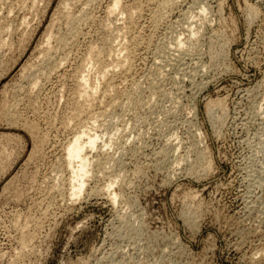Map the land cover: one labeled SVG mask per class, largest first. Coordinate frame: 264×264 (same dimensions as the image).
Returning a JSON list of instances; mask_svg holds the SVG:
<instances>
[{
  "label": "rangeland",
  "instance_id": "rangeland-1",
  "mask_svg": "<svg viewBox=\"0 0 264 264\" xmlns=\"http://www.w3.org/2000/svg\"><path fill=\"white\" fill-rule=\"evenodd\" d=\"M64 1L0 0V264H264V0H176L159 20L161 0L111 15L112 0ZM99 64L117 68L102 80ZM84 71L102 80L91 107L76 101ZM90 118L87 155L111 163L77 199L64 147Z\"/></svg>",
  "mask_w": 264,
  "mask_h": 264
},
{
  "label": "bare ground",
  "instance_id": "bare-ground-1",
  "mask_svg": "<svg viewBox=\"0 0 264 264\" xmlns=\"http://www.w3.org/2000/svg\"><path fill=\"white\" fill-rule=\"evenodd\" d=\"M6 1V0H5ZM12 1V0H11ZM33 1V0H32ZM36 1V0H35ZM70 1V0H69ZM89 2H90V0H88ZM113 2H111L112 4H110V6H109V9H107V11L109 12V14H107V15H111L110 13H116V11L119 9H121V7H119V4H120V0H112ZM160 1V0H159ZM175 1L176 0H161L159 3H157L158 4V10H155L156 11V13H154L155 14V16H154V18H155V20H159L160 18H162V15H163V9L164 8H167V7H172V4H174L175 3ZM61 2V1H60ZM67 1L65 0L64 1V3H63V6H64V8L63 9H61V10H65V8L67 9V6H68V4L66 3ZM72 2V1H71ZM88 2V3H89ZM157 2V1H156ZM177 2V1H176ZM86 3H87V1H86ZM87 3V4H88ZM155 3V2H154ZM5 5V4H4ZM13 5V4H12ZM31 5H32V2H31ZM57 5H60V4H57ZM201 5H204V4H201ZM60 6H62V5H60ZM120 6H121V4H120ZM141 6V5H140ZM154 6V5H153ZM157 6V5H156ZM155 7V6H154ZM176 7V6H175ZM192 7V6H191ZM48 8V7H47ZM108 8V7H107ZM137 8V7H136ZM139 8V7H138ZM155 8H157V7H155ZM204 8H206V7H204ZM11 9V8H10ZM68 9H70V8H68ZM67 9V10H68ZM127 9V8H126ZM130 9H131V6H130ZM130 9H129V11H130ZM154 9V8H153ZM188 9V8H187ZM202 9V8H201ZM200 9V10H201ZM67 10H65V12L67 11ZM128 10V9H127ZM131 10H133V9H131ZM138 10H140V12H141V9H138ZM152 10V9H151ZM178 10V9H177ZM80 11V10H79ZM123 11V10H122ZM121 10H120V12H122ZM166 11V10H165ZM164 11V12H165ZM169 11V10H168ZM107 12V13H108ZM139 12V11H138ZM153 12H154V10H153ZM167 12V11H166ZM68 13V12H67ZM78 13V12H77ZM86 13V12H85ZM126 13H129L128 11L126 12ZM147 13V12H146ZM151 13H152V11H151ZM169 13V12H168ZM205 13V12H204ZM55 14V13H54ZM65 14V13H64ZM82 14V13H81ZM90 14V13H89ZM88 14V15H89ZM122 14H124L123 12H122ZM121 14V15H122ZM154 14H152V16L154 15ZM167 13H164V15H166ZM188 14V13H187ZM200 14V13H199ZM53 15V14H52ZM75 15V16H74ZM73 16L74 17H76V14H74ZM79 15V14H78ZM112 15H114V14H112ZM127 15V14H126ZM130 15V14H129ZM151 15V14H150ZM191 15V14H190ZM65 16H67V14L65 15ZM72 16V17H73ZM86 16V15H85ZM84 16V17H85ZM90 16V15H89ZM89 16H86L87 18H86V20L88 19V17ZM197 16V15H196ZM69 16H67V18H68ZM129 17V16H128ZM59 18V17H58ZM77 18H79V17H77ZM81 18V17H80ZM90 18V17H89ZM110 18V17H109ZM132 18H133V16H132ZM143 18V17H142ZM183 18V17H182ZM191 18V17H190ZM53 19V18H52ZM73 19H75V18H73ZM128 19H130L131 20V17H129ZM153 19V18H152ZM23 20V19H22ZM21 20V21H22ZM67 19L65 18V21H66ZM75 20H77V19H75ZM84 20V19H83ZM85 20V21H86ZM123 20V19H122ZM129 20V21H130ZM154 20V19H153ZM177 20V19H176ZM201 20V19H200ZM20 21V23H22ZM26 21V20H25ZM71 21V20H70ZM73 21V20H72ZM71 21V23H73ZM79 21V20H78ZM77 21V22H78ZM81 21V20H80ZM80 21H79V23H80ZM85 21H82V22H84V23H86ZM179 21V20H178ZM184 21V20H183ZM195 21V20H194ZM204 21V20H203ZM24 22V21H23ZM54 22V21H53ZM128 22V21H127ZM131 22V21H130ZM153 23L154 22H156V23H158V21H152ZM52 23V22H51ZM70 23V24H71ZM111 23V22H110ZM195 23V22H194ZM57 24V23H56ZM70 24H69V26H70ZM83 24V23H82ZM123 24V23H122ZM132 24H134V23H132ZM155 24V23H154ZM2 25V24H1ZM10 25V24H9ZM25 25V24H24ZM66 25H67V23H66ZM111 25V24H110ZM124 25V24H123ZM126 25V24H125ZM198 25H202V24H198ZM203 25H205V24H203ZM202 25V26H203ZM57 26H60V24H58ZM56 26V27H57ZM79 26V25H78ZM120 26V25H119ZM157 26V25H156ZM2 27V26H1ZM27 27V26H26ZM52 27V26H51ZM51 27H50V29H51ZM55 27V28H56ZM66 27V26H65ZM82 27V26H81ZM106 27V26H105ZM108 27V26H107ZM124 27V26H123ZM127 27H128V25H127ZM155 27V26H154ZM173 27V26H172ZM191 27V26H190ZM5 28V27H4ZM67 28H68V26H67ZM70 28V27H69ZM73 28H75L74 26H73ZM77 28V27H76ZM126 28V27H125ZM130 28V27H129ZM150 28V27H149ZM193 28H195V27H193ZM197 28V27H196ZM8 29H9V26H8ZM19 29V28H18ZM59 29V28H58ZM57 29V30H58ZM126 29H128V28H126ZM154 29H156V27L154 28ZM154 29H152V30H154ZM190 29V28H189ZM200 29V28H199ZM199 29H196L195 31L197 32V34H198V31L197 30H199ZM7 30V29H6ZM70 30H71V28H70ZM73 30V29H72ZM71 30V31H72ZM107 30V29H106ZM125 30V29H124ZM135 30V29H134ZM194 29H192V30H190V31H193ZM50 31V30H49ZM49 31H48V33H49ZM59 31V30H58ZM66 31V30H65ZM67 31H69V30H67ZM77 31V30H76ZM75 31V32H76ZM118 31V30H117ZM126 31V30H125ZM129 31V30H128ZM186 31H188V30H186ZM8 32V31H7ZM25 32H26V30H25ZM119 32V31H118ZM118 32H116V36L118 37ZM194 32V31H193ZM190 32V34L192 33L193 35H195L196 34V32ZM69 33V32H68ZM0 34H1V32H0ZM24 34V33H23ZM77 34H78V32H77ZM112 34V33H111ZM138 34V33H137ZM136 34V35H137ZM190 34H188L189 35V37L190 36H192V35H190ZM196 34V35H197ZM127 35V34H126ZM126 35H124L125 37H126ZM33 36V35H32ZM53 36V35H52ZM69 36H70V34H69ZM74 36V35H73ZM115 36V37H116ZM46 38L47 37H49V39H47V41L45 40V38H44V41L45 42H48V40H50V35H47V36H45ZM59 37V36H58ZM61 37V36H60ZM72 37V36H71ZM71 37H69V38H71ZM120 37V36H119ZM128 37V36H127ZM135 37V36H134ZM141 37V36H140ZM13 38V37H12ZM31 38H33V37H31ZM107 38H109L108 36H107ZM124 38V37H123ZM128 38H130V37H128ZM179 38V37H178ZM188 38V37H187ZM193 38V37H192ZM4 39L6 40V37H4ZM72 39V38H71ZM131 39H132V37H131ZM143 39V38H142ZM190 39V38H189ZM20 40V39H19ZM67 40V38H65V36L64 37H61L58 41H56L57 43H59V45H65V41ZM107 40V39H106ZM116 40V39H115ZM124 40V42H128V43H130L129 41H130V39L129 40H125V38L123 39ZM178 41H180L179 39H177ZM191 40V39H190ZM1 41H2V39H1ZM13 41V40H12ZM29 41V40H28ZM114 41V40H113ZM119 41V40H118ZM121 41V40H120ZM138 41H139V39H138ZM144 41V40H143ZM178 41H176V42H178ZM187 42H188V40H186ZM2 42H4V41H2ZM45 42H44V44H45ZM111 42V41H110ZM149 42V41H148ZM147 42V43H148ZM166 42V41H165ZM182 42V41H181ZM181 42H179V44L181 43ZM119 43V42H118ZM118 43H117V46H118ZM128 43H124V44H128ZM185 43V42H184ZM46 44H48V43H46ZM50 44V43H49ZM67 44V43H66ZM103 44V43H102ZM111 44H113L112 42H111ZM120 44V43H119ZM123 44V46H125ZM140 44V43H139ZM170 44H172V43H170ZM176 44H178V43H176ZM182 44V43H181ZM193 44V43H192ZM69 45V44H68ZM138 45V44H137ZM156 45V44H155ZM174 45V44H173ZM1 46V45H0ZM3 46V45H2ZM42 46V45H41ZM54 46V45H53ZM66 46V45H65ZM91 46V45H90ZM117 46H115V48L117 47ZM130 46V45H129ZM171 46V45H170ZM188 46H190V45H188ZM56 48H58V45L57 46H55ZM59 47H61V46H59ZM113 47V46H112ZM174 47V46H173ZM178 47H179V45H178ZM178 47L175 45V48H177L178 49ZM181 47V46H180ZM3 48V47H2ZM56 48H53L52 49V51L54 50V49H56ZM66 48V47H65ZM110 48V47H109ZM108 47H107V50L109 49ZM114 48V47H113ZM119 48V47H118ZM126 48V47H125ZM124 47H123V49H125ZM128 48V47H127ZM127 48H126V50H127ZM132 48V47H131ZM157 48V47H156ZM59 49V48H58ZM95 49V48H94ZM117 49V48H116ZM129 49V48H128ZM161 49V48H160ZM45 50V49H44ZM43 50V51H44ZM50 47H48V48H46V52L44 51V53H46L45 55H49V53H50ZM62 50V49H61ZM69 50V49H68ZM93 50V49H92ZM98 50V49H97ZM119 50V49H118ZM118 50H116V53L117 52H119ZM159 50V49H158ZM181 50V49H180ZM193 50V49H192ZM60 51V50H59ZM110 51H112V49L110 50L109 49V52ZM129 51V50H128ZM178 51H179V49H178ZM184 51V50H183ZM40 52V51H39ZM42 52V51H41ZM55 52V51H54ZM63 52V51H62ZM92 52V51H91ZM95 52V51H94ZM94 52L93 53H91V55H92V57L94 56ZM97 53H101L100 51L98 52V51H96ZM106 52V51H105ZM121 52H123V56H124V53L126 52L127 53V51H125L124 52V50L122 51L121 50ZM23 53V52H22ZM56 53V52H55ZM70 53V52H69ZM116 53H114V57H116L115 56V54ZM130 53V52H129ZM158 53V52H157ZM156 53V54H157ZM188 53V52H187ZM30 54V53H29ZM41 54V53H40ZM39 54V55H40ZM96 54V53H95ZM120 52H119V58L118 59H120L121 57H120ZM133 54V53H132ZM175 54V53H174ZM184 54H186V53H184ZM107 55H109V54H107ZM200 55V54H199ZM50 56V55H49ZM49 56H48V58H49ZM51 56H53V55H51ZM57 56H58V54H57ZM87 56L88 55H86L85 56V58H87ZM100 56V55H99ZM110 56V55H109ZM108 56V57H109ZM126 56H128V55H126ZM53 57H55V56H53ZM63 57V56H62ZM91 57V58H92ZM100 57H102V56H100ZM107 57V58H108ZM113 57V58H114ZM180 57V56H179ZM97 59L98 58V54H96L95 56H94V59ZM184 58V57H183ZM58 59V58H57ZM99 59V58H98ZM102 59H104V58H102ZM115 60H116V58H114ZM123 59V58H122ZM131 61H132V58H129ZM153 59V58H152ZM164 59V58H163ZM166 59V58H165ZM200 59V58H199ZM45 61H46V59H44ZM48 60V59H47ZM55 60V59H54ZM100 60H101V58H100ZM105 60V59H104ZM53 61V60H52ZM56 61V60H55ZM90 61H91V59H90ZM93 61V60H92ZM117 61H119V63H116ZM117 61H115V63H116V65L115 66H119V67H122V68H125L126 67V63L128 62V57H124V59L123 60H117ZM131 61L130 62H128V63H131ZM60 62V61H59ZM62 62V61H61ZM81 62L82 63H85L86 64V62L84 61V59L83 60H81ZM93 62H96L95 60L93 61ZM98 62V61H97ZM97 62L95 63L97 66H98V64H97ZM26 63V62H25ZM29 63V62H28ZM53 63V62H52ZM51 63V64H52ZM90 63V62H89ZM127 63V64H128ZM31 64H34V63H31ZM30 63L28 64L29 66L31 65ZM91 64V63H90ZM93 64V63H92ZM118 64V65H117ZM26 65H27V63H26ZM36 65V64H35ZM34 65V66H35ZM43 65V64H42ZM60 65V64H59ZM82 65V64H81ZM86 65H88V64H86ZM100 66V69H99V71H96V73L100 76V77H105V76H107L110 72H112L113 71V68H115V67H113L112 69H110L111 67H109V68H107V66H103V67H101L102 65L101 64H99ZM113 65V64H112ZM129 65L130 64H128V66L127 67H129ZM185 65V64H184ZM34 66H33V68H34ZM41 66V65H40ZM46 66V65H45ZM61 66V65H60ZM83 67L85 66V65H82ZM132 66V65H131ZM163 66V65H162ZM171 66V65H170ZM31 67H32V65H31ZM31 67H29V68H31ZM36 67V66H35ZM116 67V68H117ZM28 68V66H24L23 65V67H22V71H25L26 69ZM28 68V69H29ZM32 68V69H33ZM58 68V67H57ZM115 68V69H116ZM131 68V67H130ZM130 68L128 69V71L130 70ZM21 69V68H20ZM27 69V70H28ZM62 69V68H61ZM127 69V68H126ZM125 69V70H126ZM195 69V68H194ZM34 70V69H33ZM43 70V69H42ZM98 70V69H97ZM119 70V69H118ZM183 70V69H182ZM53 71V70H52ZM131 71V70H130ZM21 72V71H20ZM89 72V71H88ZM126 72H127V70H126ZM204 72V71H203ZM22 73V72H21ZM46 73V72H45ZM79 73H81V72H79ZM128 73V72H127ZM191 73V72H190ZM18 74H19V72H18ZM28 74V73H27ZM59 74V73H58ZM122 74V73H121ZM184 74V73H183ZM185 74H186V72H185ZM193 74V73H192ZM201 74V73H200ZM78 75V74H77ZM129 75V74H128ZM187 75V74H186ZM190 75V74H189ZM24 76H26V75H24ZM62 76V75H61ZM96 76V75H95ZM98 76V77H99ZM125 76H126V74H125ZM125 76H124V78H125ZM183 76V75H182ZM192 76V75H191ZM191 76H190V78H191ZM194 76V75H193ZM200 76V75H199ZM27 77V76H26ZM97 76H96V78H98ZM112 77V76H111ZM128 77V76H127ZM157 77V76H156ZM39 78V77H38ZM77 78V84L76 85H78V88L79 89H76L75 91L77 92L76 94H77V96H78V98H76L77 100L76 101H78V99H82V101H83V103L85 102L86 104H89V106L91 105L90 104V100L92 99V101H94L95 99L93 98V97H95L94 95L96 94L97 95V90H98V80L99 79H101V78H99V79H97V82H95L94 84H90L89 83V75L86 73L85 74V71H84V73H82V74H79V77H76ZM114 78V77H113ZM19 79H21V78H19ZM26 79V78H25ZM40 79V78H39ZM39 79L37 80V79H35V80H37V81H39ZM155 79V78H154ZM102 80H104V78L102 79ZM102 80H99V81H102ZM121 80H123V79H121ZM126 80V79H125ZM134 81V80H133ZM203 81V80H202ZM29 81H27V83H28ZM97 83V84H96ZM154 82L152 81V84H153ZM156 83V82H155ZM193 83V82H192ZM24 84V83H23ZM30 84H31V82H30ZM109 84V83H108ZM125 84V83H124ZM136 84V83H135ZM17 85V84H16ZM32 85V84H31ZM33 85H37V83H36V81H35V83L33 84ZM100 85V84H99ZM120 85V84H119ZM138 85V84H137ZM153 85H155V86H157L156 84H153ZM153 85H150L149 84V86L151 87V86H153ZM178 85V84H177ZM194 85V84H193ZM107 86V85H106ZM109 86V85H108ZM113 86H114V84H113ZM140 86V85H139ZM138 86V87H139ZM31 87V86H30ZM33 87V86H32ZM131 87V86H130ZM23 88V87H22ZM33 88H35V87H33ZM104 88V87H103ZM109 88V87H108ZM113 89V87H110V89ZM140 88V87H139ZM141 88H144V87H141ZM140 88V89H141ZM153 88V87H152ZM152 88H150V89H152ZM101 89V88H100ZM132 89V88H131ZM138 89V88H137ZM139 89V90H140ZM145 89H148V88H145ZM156 89V88H155ZM161 89V88H160ZM2 90V89H1ZM22 90V89H21ZM33 90V89H32ZM78 90V91H77ZM107 90V89H106ZM154 90V89H153ZM110 91V90H109ZM112 91V90H111ZM110 91V92H111ZM125 91V90H124ZM138 91V90H137ZM136 91V89H135V92L136 93H138ZM150 91V90H149ZM157 91V90H156ZM156 91H154V92H156ZM105 92V91H104ZM128 92V91H127ZM129 92H130V90H129ZM134 92V91H133ZM152 92V91H151ZM154 92H153V94H154ZM157 92H160L159 90L157 91ZM1 93H2V91H1ZM33 93V92H32ZM106 93H108V92H106ZM124 93V92H123ZM126 93V92H125ZM150 93V92H149ZM17 94V93H16ZM75 94V93H74ZM103 94V93H102ZM127 94H129V93H127ZM126 94V95H127ZM152 94V93H151ZM73 95V94H72ZM104 95V94H103ZM123 95H125V94H123ZM125 95V96H126ZM132 95V93L130 94V96ZM141 95V94H140ZM16 96V95H15ZM29 96V95H28ZM74 96V95H73ZM110 96V95H109ZM130 96H127V97H130ZM137 96H139L138 94H137ZM136 96V98H139L140 99V97H137ZM143 96V95H142ZM154 96V95H153ZM155 96H156V94H155ZM13 97V96H12ZM76 97V96H75ZM159 97H160V94H159ZM16 98V97H15ZM73 98V97H72ZM101 98V97H100ZM17 99V98H16ZM15 99V100H16ZM104 99V98H103ZM129 99V98H128ZM133 100H134V98H132ZM131 99V100H132ZM138 99V100H139ZM130 100V99H129ZM137 100V99H136ZM135 100V101H136ZM137 100V101H138ZM142 100V99H141ZM177 100V99H176ZM12 101V100H11ZM10 101V102H11ZM17 101V100H16ZM16 101L15 102H13V103H16ZM125 101V100H124ZM127 101V100H126ZM125 101V102H126ZM136 101V102H137ZM153 101H155V100H153ZM157 101V100H156ZM124 102V103H125ZM129 103H130V101H128ZM136 102H134V103H136ZM140 103H142V101H139ZM211 102V101H210ZM210 102H208V106H209V103ZM114 103V102H113ZM132 103V102H131ZM154 103V102H153ZM218 103V101H216L215 102V104H214V101L212 102V103H210L211 105H215V106H217L218 107V105H216ZM19 104V103H18ZM77 104V103H76ZM80 104V103H79ZM79 104L77 105V106H79ZM133 104V103H132ZM131 104V105H132ZM14 105V104H13ZM81 105H82V103H81ZM139 105V104H138ZM206 105H207V103H206ZM211 105H210V108L209 107H207L208 108V110L210 109V110H212L211 109ZM76 106V105H75ZM83 106V105H82ZM86 106V105H85ZM92 106V105H91ZM90 106V107H91ZM127 106V105H126ZM139 106H141V105H139ZM139 106H137V107H139ZM6 107V106H5ZM4 107V108H5ZM84 107V106H83ZM83 107H82V109H83ZM134 107H136V106H134ZM79 109H80V107H78ZM89 108V107H88ZM133 108V107H132ZM139 108H141V107H139ZM216 108V107H215ZM86 109V108H85ZM96 109V108H95ZM134 109V108H133ZM136 109V108H135ZM207 110V111H208ZM210 110L208 111V112H210ZM82 111V110H81ZM80 111V112H81ZM83 111H85V110H83ZM82 111V112H83ZM74 112L75 111H73V114H74ZM128 112V111H127ZM135 112V111H134ZM75 115H76V113H75ZM75 115H73V116H75ZM18 116V115H17ZM141 116V115H140ZM19 117V116H18ZM77 117V116H76ZM78 117H80V115L78 116ZM142 117V116H141ZM87 118V117H86ZM17 119V118H16ZM79 119V118H78ZM88 119V118H87ZM86 119V120H87ZM90 119H92L93 121H91L90 120V126L87 124V126H81L80 128H78L75 132H74V134H73V136H72V138L68 141V143L66 144V147H64L65 148V150H64V152H65V161H64V163L66 162V168H68V170L70 171V176H68L67 178H69L68 180H67V182H69L68 183V187H69V189H68V187H67V189H68V193H69V190H70V196H72L73 198L75 197V198H77L78 199V197H80V195L82 194V192H83V190H84V188H85V186H86V181H87V179H88V177L90 176V174H91V171H92V165H95L96 167H97V169L99 170V172L101 173L102 171L101 170H105V167L107 166V165H109V163H111V162H109V161H111V160H109L108 162L109 163H107V162H105V159H104V163L103 162H101V160L100 159H98V160H95V162H94V160H92L91 161V158H89L88 156L89 155H87V152H89V151H94V149H96V147H97V145H98V140L99 139H101V137L99 136V134H97L95 131H94V124H96L95 122H96V119H97V115H96V119L94 120L93 118H90ZM140 119V118H139ZM138 120V119H137ZM71 121V120H70ZM69 121V122H70ZM79 122V121H78ZM84 123V122H83ZM82 123V124H83ZM98 124V123H97ZM14 125V124H13ZM69 125V124H68ZM76 125H79V124H76ZM66 126V125H65ZM96 126V125H95ZM129 126V125H128ZM98 127V126H97ZM74 128H75V126H74ZM154 128V127H153ZM157 128V127H156ZM73 130V129H72ZM113 134V133H112ZM110 135V134H109ZM116 138V137H115ZM110 139V138H109ZM107 141V140H106ZM110 144V143H109ZM112 144V143H111ZM112 146V145H111ZM115 146V145H114ZM117 146V145H116ZM100 148V147H99ZM108 148V147H107ZM114 148V147H113ZM118 148V147H117ZM120 148V147H119ZM110 149V148H109ZM122 149V148H121ZM195 149V148H194ZM38 153V152H37ZM201 154H203V153H201ZM110 155V154H109ZM116 155V154H115ZM200 155V154H199ZM103 156V155H102ZM101 156V157H102ZM106 156H107V154H106ZM198 158V157H197ZM64 159V158H63ZM94 159V158H93ZM97 159V158H96ZM107 159H109V157L107 158ZM199 160H200V158H198ZM203 159V158H202ZM190 160V159H189ZM204 160V159H203ZM107 161V160H106ZM181 161V160H180ZM184 161V160H183ZM198 161V160H197ZM207 162V161H206ZM94 163V164H93ZM107 164V165H106ZM208 165V164H207ZM95 166H94V168H95ZM111 166V165H110ZM170 166V165H169ZM178 167V166H177ZM65 168V169H66ZM108 168H110L109 166H108ZM108 168L106 169V171L108 170ZM138 168V167H137ZM114 169V168H113ZM139 169V168H138ZM203 169V168H202ZM67 170V169H66ZM111 170V169H110ZM118 171V170H117ZM95 172V171H94ZM190 172H191V170H190ZM60 173V172H59ZM99 174V173H98ZM97 174V175H98ZM111 174V173H110ZM69 175V174H68ZM96 175V174H95ZM108 175V174H107ZM172 175V174H171ZM61 176V175H60ZM92 177H93V175H91ZM106 177V176H105ZM114 177V176H113ZM173 177V176H172ZM94 178V177H93ZM108 178H109V176H108ZM111 178V177H110ZM114 179V178H113ZM112 178L111 179H108L109 180V183L108 184H104L105 185V187L102 185V187L101 188H103L104 190L103 191H105V190H107L108 188H110L111 189V186L113 187V181L115 180H113ZM119 179V178H118ZM14 180V179H13ZM91 180V179H90ZM107 180V181H108ZM56 181V180H55ZM64 181V180H63ZM123 181V180H122ZM63 183V182H62ZM115 183V182H114ZM63 185V184H62ZM64 186V185H63ZM63 186H61V189H62V187ZM53 187V186H52ZM55 188V187H54ZM95 188V187H94ZM90 189V188H89ZM96 189V188H95ZM99 189V191L101 190L100 189V187H98L97 188V190ZM4 190V189H3ZM62 190H65V189H62ZM89 191H93L92 189L91 190H89ZM63 192V191H62ZM65 192V191H64ZM97 192V191H96ZM106 192V191H105ZM107 192H108V190H107ZM112 192V191H111ZM114 192H112V194L111 195H113V196H109V197H111V201H113L112 199H116L115 197H117L118 196V194L116 195V194H113ZM93 194V193H92ZM69 195V194H68ZM82 196V195H81ZM106 196V195H105ZM72 197H70V199H72ZM108 197V196H107ZM59 198V197H58ZM61 198H63V197H61ZM106 198V197H105ZM118 198V197H117ZM77 199H75V200H77ZM80 199V198H79ZM110 199V198H109ZM73 200V199H72ZM74 201V200H73ZM116 201V200H115ZM115 201H114V203H115ZM74 203H75V201H74ZM43 213V212H42ZM43 215V214H42ZM44 218H46L45 216H44ZM123 218V217H122ZM28 224V223H27ZM28 225H30V224H28ZM25 226V225H24ZM26 227V226H25ZM18 228V227H17ZM21 229H23V228H21ZM22 232V231H21ZM20 233V232H19ZM26 234V233H25ZM23 235V234H22ZM27 235V234H26ZM24 236V235H23ZM34 238V237H33ZM23 239H25V238H23ZM29 239H30V237H29ZM21 240V239H20ZM23 241V240H22ZM22 243V242H21ZM28 243V242H27ZM26 244V243H25ZM21 246V245H20ZM25 247V246H24ZM264 247V246H263ZM26 248V247H25ZM263 249V248H262ZM262 249L261 250H259V251H262ZM256 250V249H255ZM264 250V249H263ZM255 252V251H254ZM253 252V253H254ZM264 251H262V253H263ZM15 253V252H14ZM253 253H251V254H253ZM255 253H258V252H255ZM251 254H250V256H249V258H252L251 257ZM259 254V253H258ZM261 254V253H260ZM18 255V254H17ZM254 255V254H253ZM252 255V256H253ZM256 255V254H255ZM263 256V255H262ZM254 257V256H253ZM84 258V257H83ZM82 258V259H83ZM263 258V257H262ZM81 259V258H80ZM88 259V258H87ZM253 259V258H252ZM252 259L250 260V261H252ZM256 259H257V257H256ZM259 260V259H258ZM257 260V261H258ZM260 260H261V258H260ZM18 261V260H17ZM82 261V260H81ZM262 261V260H261ZM83 262V261H82ZM16 263V262H15ZM11 264H14L13 262L11 263ZM263 264V263H262Z\"/></svg>",
  "mask_w": 264,
  "mask_h": 264
}]
</instances>
